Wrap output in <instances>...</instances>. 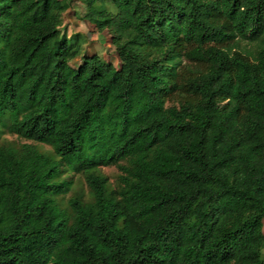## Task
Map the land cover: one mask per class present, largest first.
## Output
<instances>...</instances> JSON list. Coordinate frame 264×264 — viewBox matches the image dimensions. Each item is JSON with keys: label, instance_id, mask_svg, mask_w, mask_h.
Returning <instances> with one entry per match:
<instances>
[{"label": "trees", "instance_id": "obj_1", "mask_svg": "<svg viewBox=\"0 0 264 264\" xmlns=\"http://www.w3.org/2000/svg\"><path fill=\"white\" fill-rule=\"evenodd\" d=\"M81 1L0 0V264H264V0Z\"/></svg>", "mask_w": 264, "mask_h": 264}, {"label": "rangeland", "instance_id": "obj_2", "mask_svg": "<svg viewBox=\"0 0 264 264\" xmlns=\"http://www.w3.org/2000/svg\"><path fill=\"white\" fill-rule=\"evenodd\" d=\"M65 6L62 12L60 27L65 28L67 34L79 32L82 37L81 51L86 53H96L101 58L110 60L117 64L118 60L113 52V47L108 41V36L105 32L96 33L90 23L83 19L85 6L81 0H60ZM79 61V57L71 60V64L75 65ZM13 141L30 142L38 149L46 152H51V148L46 143L36 142L34 140L21 138L16 134L9 132L3 125L0 124V142ZM100 172L107 176L108 182L112 185L115 181L117 168L114 165H100ZM60 177L70 180L69 189L66 193L56 196L58 203L61 206L66 205V200L71 194H80L83 198L88 197V188L84 182L81 172L74 171L71 168L65 167L60 173ZM262 232L264 234V222H262ZM261 257L264 259V245L260 249Z\"/></svg>", "mask_w": 264, "mask_h": 264}]
</instances>
